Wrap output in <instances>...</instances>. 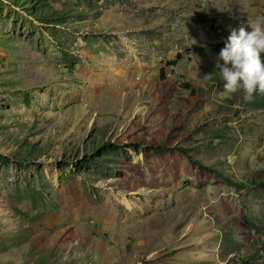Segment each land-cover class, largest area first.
<instances>
[{"label": "rangeland", "instance_id": "1", "mask_svg": "<svg viewBox=\"0 0 264 264\" xmlns=\"http://www.w3.org/2000/svg\"><path fill=\"white\" fill-rule=\"evenodd\" d=\"M250 24L264 28V0H0V264L250 254L264 108L199 78L220 53L204 44ZM223 125L230 137L204 136Z\"/></svg>", "mask_w": 264, "mask_h": 264}, {"label": "clouds", "instance_id": "2", "mask_svg": "<svg viewBox=\"0 0 264 264\" xmlns=\"http://www.w3.org/2000/svg\"><path fill=\"white\" fill-rule=\"evenodd\" d=\"M250 27V32L243 27L232 30L216 61L224 91H242L247 102L264 94V28Z\"/></svg>", "mask_w": 264, "mask_h": 264}, {"label": "trees", "instance_id": "3", "mask_svg": "<svg viewBox=\"0 0 264 264\" xmlns=\"http://www.w3.org/2000/svg\"><path fill=\"white\" fill-rule=\"evenodd\" d=\"M202 14L199 12H195L191 17L193 19H199L202 18ZM204 46H212L215 50H217L218 52H220V50L224 47L222 46V43H214V44H204ZM201 70L199 73V78L207 83L210 84L213 83H218L221 80L220 76H219V69L216 68V65L213 67H207L206 65H201ZM187 88H190L192 90V92L194 91V87L186 82L184 83ZM201 89V88H200ZM242 105L243 107H263L264 108V94H255L254 99L251 102H247L243 99L242 97ZM231 127H229L228 125H223V126H212V127H208L207 129L204 130V136H208L212 142L213 139H225L230 137L231 135H229L227 133V130L230 129ZM169 146L166 144L165 141L160 140L158 141V143L156 145L153 146V149L156 150L157 152H160L163 149L168 148ZM174 147V146H173ZM176 150L180 151L181 153L185 154L187 156V158L191 161L196 163L197 165L204 167L208 170H211L215 173L220 174V172L211 164L209 165H204L202 163V161L199 158L193 157L190 155L189 151L191 150L190 146H185V145H176L174 147ZM264 179V174L257 173L256 175H254L253 179L250 181L251 184H254L257 181H260ZM232 184H237V185H241L244 186V183H235L233 181H230ZM255 259H261V264H264V238H262L261 240H259V244L255 245V247L253 248V250L250 252V254L246 255L245 257H237L236 260H234L235 264L238 263H245L249 260H255ZM249 263V262H247Z\"/></svg>", "mask_w": 264, "mask_h": 264}]
</instances>
